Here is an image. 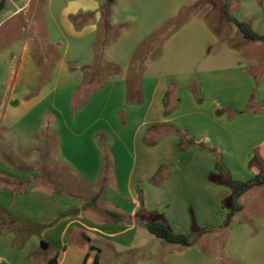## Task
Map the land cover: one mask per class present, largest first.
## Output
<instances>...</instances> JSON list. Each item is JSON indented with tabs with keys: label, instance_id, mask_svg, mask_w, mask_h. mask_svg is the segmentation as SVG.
Returning a JSON list of instances; mask_svg holds the SVG:
<instances>
[{
	"label": "crops",
	"instance_id": "0c3cea01",
	"mask_svg": "<svg viewBox=\"0 0 264 264\" xmlns=\"http://www.w3.org/2000/svg\"><path fill=\"white\" fill-rule=\"evenodd\" d=\"M110 2L0 0V264H109L106 249L138 254L123 264H264V213L246 214L264 184L223 229L216 159L181 152L176 132L234 181L263 174L264 43L242 54L201 12L144 54L194 0ZM232 11L264 35V0ZM152 221L192 245L160 243Z\"/></svg>",
	"mask_w": 264,
	"mask_h": 264
},
{
	"label": "trees",
	"instance_id": "16d2710c",
	"mask_svg": "<svg viewBox=\"0 0 264 264\" xmlns=\"http://www.w3.org/2000/svg\"><path fill=\"white\" fill-rule=\"evenodd\" d=\"M112 2V1H111ZM107 7V6H106ZM187 13L188 9H182L178 16L175 19V23H178V26H181L187 20ZM225 18L226 21L233 24L237 30L242 35L243 39L250 43L261 42L264 43V35H260L253 31L251 25L247 22H239L236 20L231 14L227 13L225 10ZM258 83V81H257ZM172 90H169L166 97H165V106H167L168 98L170 97ZM264 110V106L262 108ZM253 110L252 105H248L242 113L250 112ZM169 111H166L165 114H168ZM180 137L179 143V150L181 152L185 151L186 149L197 147L202 151H206L213 155L216 159L215 169L217 171L216 175L210 176V180L214 181L217 184H226L230 190L231 195L230 197L222 203L223 207H226L228 212L225 216V220L223 223V229H228L232 224L233 217L242 211V206L240 204V199L243 195H245L251 188L255 186H261L264 184V176L257 175L253 179L246 181V182H239L234 181L229 176L228 172L226 171L221 154L214 148H210L203 143H196L191 139H187L185 133H181L180 131H176ZM223 179H225L223 181ZM145 228L147 231L155 236L156 238L162 240L163 242L170 244V245H177L182 248H188L192 245L191 235L190 234H176L172 232L169 227L164 224V222H149L145 224ZM201 232H205L204 230ZM200 232V233H201ZM91 250H95L91 248ZM48 264H56V260H50ZM92 264H99V257L96 255Z\"/></svg>",
	"mask_w": 264,
	"mask_h": 264
},
{
	"label": "rangeland",
	"instance_id": "374dc122",
	"mask_svg": "<svg viewBox=\"0 0 264 264\" xmlns=\"http://www.w3.org/2000/svg\"><path fill=\"white\" fill-rule=\"evenodd\" d=\"M104 2V6H107V3H111L110 0H101ZM112 4H114L112 2ZM236 5V0H194V2L191 4V6L188 8V13L187 17H189L191 14L194 13H201L203 12L204 18L206 22L215 30V32L218 34V36L231 44V46L235 48H239L240 52L242 54L248 53L253 49L252 44L250 42H247L243 39L242 35L240 32L237 30V28L226 21L225 18V10L227 13L231 14L233 16V11H232V6ZM179 13L174 17L173 21H169L167 25L164 27L162 30V33L160 36L156 39L154 38H149L147 41L150 46H143V52L146 53V51L149 49L150 55H156L157 52L159 51V44H162L164 38L178 26V23H175V19L178 16ZM254 31V30H253ZM255 32V31H254ZM159 43V44H158ZM248 43V44H246ZM246 45L245 47L241 45ZM148 47V48H147ZM161 47V45H160ZM145 48V49H144ZM143 54V55H144ZM141 55V54H140ZM259 58L262 63H264V50L262 53L258 54ZM140 57V56H139ZM90 79V77H89ZM260 82V81H258ZM264 176V172L262 174ZM255 192H253L252 195H254ZM263 201L261 203V206L256 208L254 205L250 204V201L247 202L246 204V214H251L254 217L261 218L260 216L264 213V193L262 194ZM96 224H100V221H94ZM95 224V223H94ZM228 234V233H227ZM89 237L93 239H97L96 235L94 234H89ZM152 237V236H150ZM155 239V238H153ZM98 243V242H97ZM100 243V242H99ZM160 243H164L162 240ZM105 248H107V243L103 242ZM47 255V254H45ZM138 256L137 253H125L123 255L118 256V259H115V256L109 251V249L105 250V258L106 261L109 264H123V263H128L133 257Z\"/></svg>",
	"mask_w": 264,
	"mask_h": 264
},
{
	"label": "water",
	"instance_id": "95a60500",
	"mask_svg": "<svg viewBox=\"0 0 264 264\" xmlns=\"http://www.w3.org/2000/svg\"><path fill=\"white\" fill-rule=\"evenodd\" d=\"M41 247H42V248H45L46 245H45L44 243H41Z\"/></svg>",
	"mask_w": 264,
	"mask_h": 264
}]
</instances>
